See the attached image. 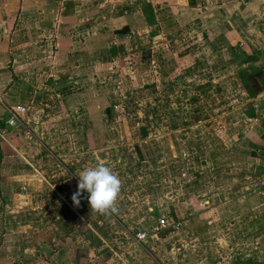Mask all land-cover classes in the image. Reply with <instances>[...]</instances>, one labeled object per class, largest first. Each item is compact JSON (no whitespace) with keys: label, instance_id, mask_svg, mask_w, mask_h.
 <instances>
[{"label":"crops","instance_id":"0c3cea01","mask_svg":"<svg viewBox=\"0 0 264 264\" xmlns=\"http://www.w3.org/2000/svg\"><path fill=\"white\" fill-rule=\"evenodd\" d=\"M263 177L264 0H0V264H264Z\"/></svg>","mask_w":264,"mask_h":264},{"label":"clouds","instance_id":"9594fccd","mask_svg":"<svg viewBox=\"0 0 264 264\" xmlns=\"http://www.w3.org/2000/svg\"><path fill=\"white\" fill-rule=\"evenodd\" d=\"M77 191L72 195L75 205L80 204V197L87 193V200L92 211L106 213L112 209L119 192V180L111 169L104 165L88 167L78 173Z\"/></svg>","mask_w":264,"mask_h":264},{"label":"built area","instance_id":"2783aa9c","mask_svg":"<svg viewBox=\"0 0 264 264\" xmlns=\"http://www.w3.org/2000/svg\"><path fill=\"white\" fill-rule=\"evenodd\" d=\"M17 121H18V116L16 113H14L13 116L11 117V119L9 120L8 125L14 127L17 124ZM2 134H5V131H3ZM260 186L262 188H264V177L260 181ZM162 224L166 225L165 222H163V221H162ZM147 237H148L147 234L143 233V232H139V233L135 234V238L138 241H143V240L147 239Z\"/></svg>","mask_w":264,"mask_h":264}]
</instances>
